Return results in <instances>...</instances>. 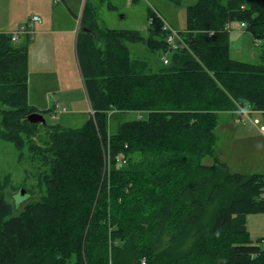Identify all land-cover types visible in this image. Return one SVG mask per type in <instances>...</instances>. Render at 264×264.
I'll return each instance as SVG.
<instances>
[{"label":"trees","instance_id":"trees-1","mask_svg":"<svg viewBox=\"0 0 264 264\" xmlns=\"http://www.w3.org/2000/svg\"><path fill=\"white\" fill-rule=\"evenodd\" d=\"M92 21L85 10L91 32L76 42L92 113L76 129L27 120L26 49L0 33V140L20 160L27 150L38 189L19 209L0 179V264H264V238L246 227L264 214V175L230 173L215 151L219 113L264 120V0L196 1L175 51L151 9L145 38ZM234 23L259 43V63L230 57ZM124 41L168 64L147 72Z\"/></svg>","mask_w":264,"mask_h":264},{"label":"rangeland","instance_id":"rangeland-1","mask_svg":"<svg viewBox=\"0 0 264 264\" xmlns=\"http://www.w3.org/2000/svg\"><path fill=\"white\" fill-rule=\"evenodd\" d=\"M50 1H55L54 5L46 7L29 0H18L13 6L0 1V22L3 24L5 17H8L10 24L7 27L14 28L10 34L16 33L17 36L22 27L29 32L28 104L44 117L47 125L58 124L76 129L89 118V105L79 81L81 72L78 60L76 62L74 46H71L74 35L71 37L56 31L67 30L71 26L76 28L78 18L75 21L66 10L67 13H64L60 12L64 9H55L58 0ZM196 1L198 0H84V5L87 7L86 13L97 21L100 28L136 31L145 38L148 9L157 13L174 30L183 32L186 28V9ZM221 2L225 3L226 0ZM69 3L76 14L78 0H69ZM34 16L41 21L32 22ZM40 29L47 32L39 33ZM23 38L24 35H18L15 44L23 43ZM124 45L129 58L145 63L147 72H157L163 66L161 55L151 51L145 43L124 41ZM229 49L230 57L234 60L252 64L260 62V45L254 43L251 34L245 29H233L229 33ZM228 115L226 112L218 114L215 132L217 159L226 164L230 173L264 175V136L259 132L264 127L262 116H242V122L231 126L226 121ZM133 117L134 114H128L124 118L129 120ZM254 120L257 124H253ZM24 156L20 160L19 152L11 144L0 140V179H8L3 194L7 203L15 204L19 209L27 201L34 199L30 194L26 195V192L21 195L22 190L38 191L36 170L26 159L27 150L24 151ZM203 164L210 165L212 160L206 157ZM246 227L252 243L256 244L258 239L264 238V214L247 216ZM190 242V239L183 242L181 249H185Z\"/></svg>","mask_w":264,"mask_h":264},{"label":"crops","instance_id":"crops-1","mask_svg":"<svg viewBox=\"0 0 264 264\" xmlns=\"http://www.w3.org/2000/svg\"><path fill=\"white\" fill-rule=\"evenodd\" d=\"M0 1L4 2V4H6V5L13 6L14 4H16V2L18 0H0ZM29 1H31V3H35V4H38V5H41V6H45V7L47 5H51L52 6L55 3V1L52 2L50 0H29ZM56 3H57V7L55 9H58V10L59 9H62V10L64 9V11H60V12H64V13L68 12V14L71 15L75 19V21L78 18V24H77L76 28H74V26H71L67 30L59 29L58 31H56V32H59V33H65V34H67V35H69L71 37L74 35V39L72 41V45L71 46H74V53H75V58H76V56H77V53H76V42H77V38H78L80 32L81 31H83V32H91L89 29L81 27L82 16H83L85 10L87 9V7H85V5H84L85 4L84 0H78L77 7H76L77 11H76V14H75L70 8L69 0H58ZM59 3H62V4L59 5ZM89 6L90 7L92 6L91 3H90ZM51 10H54V8L51 7ZM81 13H83V14H81ZM40 21L41 20L36 21V22H40ZM91 23L93 24V27H97L98 29H104V28H100L98 26L97 21H95L94 18H93V21ZM9 24H10V22L8 21V17H5V20H4L3 24L0 22V33L10 34V32L14 30V28L13 27H7ZM40 26H41V24H40ZM233 29L241 30V28L239 27L238 23H234L233 24ZM40 31L42 33H46L47 32V31L42 30V29H40L38 32L40 33ZM21 35H24L23 43H21L19 45H16V44L15 45L18 46V47H21V48H25L26 49V53H27L28 52V44H29L28 40L30 39L29 32L26 30V32L21 33L20 36ZM71 40H72V38H71ZM17 41H18V38L16 39V41H14V43H17ZM27 60H28V55H27ZM76 62H77V59H76ZM28 74H29V71H28ZM28 79H29V75H28ZM79 79H80L79 80L80 83H82V86H83V89H84V92H85V95H86V98H87V94H86V90H85V87H84V83H83V79H82L81 73H80ZM27 94H28V81H27ZM87 102H88V105H89L90 113H92L88 98H87ZM226 113H228V112H226ZM228 114L229 115L227 116L226 121H227V123L229 125L233 126V125H235V124H237L239 122H242V121H238L237 120L238 115H234L233 116V114H231V113H228ZM254 114H256V113H254Z\"/></svg>","mask_w":264,"mask_h":264},{"label":"built area","instance_id":"built-area-1","mask_svg":"<svg viewBox=\"0 0 264 264\" xmlns=\"http://www.w3.org/2000/svg\"><path fill=\"white\" fill-rule=\"evenodd\" d=\"M40 19L36 16H34L32 18V22H36L39 21ZM239 27L241 29H244L246 27V25L244 23H240ZM229 29L231 30V26H229ZM163 30H165L167 32V36H166V41L169 45V51H175V50H179V49H184L187 48V44L184 41V39L182 38V36L179 34L178 31L174 30L169 24L163 22ZM26 32V28L22 27L21 31L18 32L17 36L15 34H12L11 40L14 42L16 41V39L18 38V35H20L21 33ZM259 44L258 42H256V45ZM161 60L163 61V63L165 65L168 64V58L166 54H163L161 56ZM238 117L237 120L238 121H242V116H250V113L247 110H243L240 109L238 112ZM253 124H257V121L254 120ZM259 132L261 133V135L264 136V127H261L259 129ZM264 243V241H263ZM142 264H145V261L142 260Z\"/></svg>","mask_w":264,"mask_h":264},{"label":"water","instance_id":"water-1","mask_svg":"<svg viewBox=\"0 0 264 264\" xmlns=\"http://www.w3.org/2000/svg\"><path fill=\"white\" fill-rule=\"evenodd\" d=\"M27 120L31 123V124H36V123H42L45 124L46 121L44 119V117L41 114L38 113H32L30 115L27 116ZM25 193L24 190L21 191V195H23Z\"/></svg>","mask_w":264,"mask_h":264}]
</instances>
